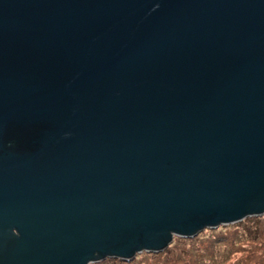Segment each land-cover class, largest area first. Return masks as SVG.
I'll return each instance as SVG.
<instances>
[{
  "label": "water",
  "instance_id": "1",
  "mask_svg": "<svg viewBox=\"0 0 264 264\" xmlns=\"http://www.w3.org/2000/svg\"><path fill=\"white\" fill-rule=\"evenodd\" d=\"M262 215L264 0H0V264Z\"/></svg>",
  "mask_w": 264,
  "mask_h": 264
},
{
  "label": "rangeland",
  "instance_id": "2",
  "mask_svg": "<svg viewBox=\"0 0 264 264\" xmlns=\"http://www.w3.org/2000/svg\"><path fill=\"white\" fill-rule=\"evenodd\" d=\"M93 264H264V215L206 229L193 238L175 237L160 253Z\"/></svg>",
  "mask_w": 264,
  "mask_h": 264
},
{
  "label": "trees",
  "instance_id": "3",
  "mask_svg": "<svg viewBox=\"0 0 264 264\" xmlns=\"http://www.w3.org/2000/svg\"><path fill=\"white\" fill-rule=\"evenodd\" d=\"M116 260H119V259H116ZM119 261H124V260H119ZM129 261H131V260H129Z\"/></svg>",
  "mask_w": 264,
  "mask_h": 264
}]
</instances>
